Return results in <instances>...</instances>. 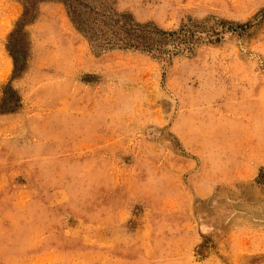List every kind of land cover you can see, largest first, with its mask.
Listing matches in <instances>:
<instances>
[{"label": "rangeland", "instance_id": "obj_1", "mask_svg": "<svg viewBox=\"0 0 264 264\" xmlns=\"http://www.w3.org/2000/svg\"><path fill=\"white\" fill-rule=\"evenodd\" d=\"M27 1L0 0V264H264V0H115L199 36L168 58Z\"/></svg>", "mask_w": 264, "mask_h": 264}, {"label": "trees", "instance_id": "obj_2", "mask_svg": "<svg viewBox=\"0 0 264 264\" xmlns=\"http://www.w3.org/2000/svg\"><path fill=\"white\" fill-rule=\"evenodd\" d=\"M22 3L23 16L28 3ZM67 11L74 28L93 50H132L167 58L188 50L200 40L194 31H163L150 24L136 23L128 14L119 13L115 0H55ZM38 14L26 21L33 23Z\"/></svg>", "mask_w": 264, "mask_h": 264}]
</instances>
